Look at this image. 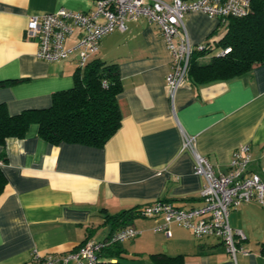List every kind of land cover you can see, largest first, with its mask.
Instances as JSON below:
<instances>
[{
	"label": "crops",
	"instance_id": "1",
	"mask_svg": "<svg viewBox=\"0 0 264 264\" xmlns=\"http://www.w3.org/2000/svg\"><path fill=\"white\" fill-rule=\"evenodd\" d=\"M60 7L89 12L93 0H0V104L10 114L47 107L52 94L74 85L75 60L46 61L35 56L36 41L25 36L31 15ZM184 26L193 44L222 35L217 19L188 12ZM78 30L65 45L76 42ZM213 54L199 56L206 60ZM95 57L118 67L120 126L102 147L52 144L31 123L22 137L0 144L6 184L0 193V264H25L34 249L56 253L75 249L87 238L102 239L119 229L106 218L156 199L183 208L202 203V178L194 158L181 149L182 131L195 137V149L216 172H227L233 150L250 146L252 171L264 169V63L230 79L180 85L170 98L165 76L170 57L158 27L145 18L104 34ZM240 229L248 253L235 259L212 236L195 237L171 225L154 231V219L134 216L139 233L118 246L112 263L156 264L151 254L180 255L182 264H264V207L249 201L228 213ZM107 257V256H106Z\"/></svg>",
	"mask_w": 264,
	"mask_h": 264
},
{
	"label": "built area",
	"instance_id": "2",
	"mask_svg": "<svg viewBox=\"0 0 264 264\" xmlns=\"http://www.w3.org/2000/svg\"><path fill=\"white\" fill-rule=\"evenodd\" d=\"M89 12L60 7L28 17L25 36L36 41L35 56L46 61L72 59L82 68L98 52L101 37L115 29H124L127 21L145 18L154 23L162 35L170 57V69L165 80L173 99L176 89L188 80V68L194 51H205L209 43L193 44L185 30L184 17L188 12L201 11L217 19L225 27L229 17L248 13L250 0H93ZM78 30L72 45H65L68 35ZM230 48H218L224 54ZM209 52H206L207 54ZM181 149L191 151L194 173L203 182L200 188L202 203L183 208L173 202L156 199L137 208L140 216L154 219V231L171 234V225L189 229L195 237L218 238L230 256L237 251L248 253L240 246L244 238L240 229L230 225L228 213L239 205L256 201L264 207V169L252 171L250 146L243 142L235 147L228 163V171L216 172L209 159L195 149V137L182 131ZM139 230L125 225L102 239L87 238L72 250L42 253L34 249L25 264H103L112 262L102 251L114 244L135 237Z\"/></svg>",
	"mask_w": 264,
	"mask_h": 264
},
{
	"label": "trees",
	"instance_id": "3",
	"mask_svg": "<svg viewBox=\"0 0 264 264\" xmlns=\"http://www.w3.org/2000/svg\"><path fill=\"white\" fill-rule=\"evenodd\" d=\"M216 47L230 49L224 54L217 52L211 54L205 61L198 60L199 56ZM262 63H264V0H250L247 14L229 17L220 38L209 43L205 51L192 53L188 77L195 84L225 80ZM4 82L7 80L0 81ZM121 90L117 64L107 63L94 56L84 67L76 68L73 87L54 92L47 107L26 108L10 114L7 107L1 103L0 144H4L6 137L24 136L29 125L36 123L38 134L52 144L67 142L102 147L120 126L121 113L117 94ZM4 160L5 153L2 151L0 161ZM5 184L6 177L0 167V193ZM137 208L122 210L117 214L107 215L106 218L113 223L117 221V225L123 227L138 215ZM119 244L114 243L106 247L101 254L107 258L117 255ZM151 258L156 264H182L180 255L168 256L157 253L151 254Z\"/></svg>",
	"mask_w": 264,
	"mask_h": 264
},
{
	"label": "rangeland",
	"instance_id": "4",
	"mask_svg": "<svg viewBox=\"0 0 264 264\" xmlns=\"http://www.w3.org/2000/svg\"><path fill=\"white\" fill-rule=\"evenodd\" d=\"M222 31H223V29H222ZM217 50H218V47L214 48V49H213V54L216 53ZM206 60H207V59H206ZM201 61H205V60H201Z\"/></svg>",
	"mask_w": 264,
	"mask_h": 264
}]
</instances>
